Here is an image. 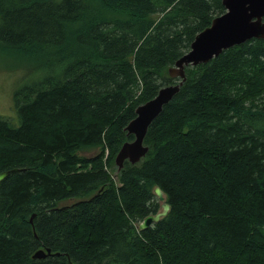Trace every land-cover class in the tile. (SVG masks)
Wrapping results in <instances>:
<instances>
[{"label":"trees","instance_id":"16d2710c","mask_svg":"<svg viewBox=\"0 0 264 264\" xmlns=\"http://www.w3.org/2000/svg\"><path fill=\"white\" fill-rule=\"evenodd\" d=\"M224 12L0 0V46L43 72L12 95L18 125L0 118V173L17 170L0 183V264H264V39L185 67L146 156L115 166L136 108L177 83L168 70ZM156 187L168 213L139 230L161 210Z\"/></svg>","mask_w":264,"mask_h":264},{"label":"water","instance_id":"95a60500","mask_svg":"<svg viewBox=\"0 0 264 264\" xmlns=\"http://www.w3.org/2000/svg\"><path fill=\"white\" fill-rule=\"evenodd\" d=\"M222 5L225 12L214 18L207 28L195 36L189 51L168 70L171 78L178 79L177 83L162 87L153 99L136 108L135 118L125 128L127 134L133 136V140L123 144L117 153L115 157L117 172L122 169L125 161L136 164L146 156L148 148L144 145V138L148 127L162 108L179 92L186 79L185 67L206 64L223 51L248 40L264 39V0H222ZM14 171L17 170L1 172L0 183ZM153 193L160 202L161 210L155 215L145 217L138 225L139 230L147 229L168 213L169 206L165 203L161 190L156 187ZM32 218L33 216L30 222ZM49 255H52L49 249L45 251L39 249L32 257L42 259Z\"/></svg>","mask_w":264,"mask_h":264},{"label":"rangeland","instance_id":"374dc122","mask_svg":"<svg viewBox=\"0 0 264 264\" xmlns=\"http://www.w3.org/2000/svg\"><path fill=\"white\" fill-rule=\"evenodd\" d=\"M9 54L14 55L13 52L6 53L0 46V118L17 126L18 118L13 108L12 95L23 86L37 83L43 72L25 68V65L32 61L30 58Z\"/></svg>","mask_w":264,"mask_h":264}]
</instances>
